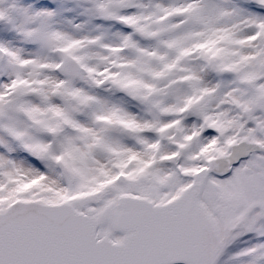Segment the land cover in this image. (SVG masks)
Segmentation results:
<instances>
[{
    "label": "snow or ice",
    "instance_id": "1",
    "mask_svg": "<svg viewBox=\"0 0 264 264\" xmlns=\"http://www.w3.org/2000/svg\"><path fill=\"white\" fill-rule=\"evenodd\" d=\"M0 264H264V0H0Z\"/></svg>",
    "mask_w": 264,
    "mask_h": 264
}]
</instances>
